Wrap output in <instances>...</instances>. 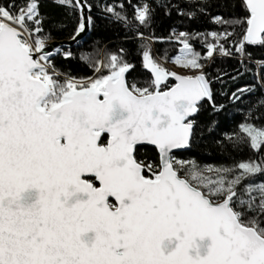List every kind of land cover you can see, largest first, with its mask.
Segmentation results:
<instances>
[{"label":"snow or ice","instance_id":"6c2138e0","mask_svg":"<svg viewBox=\"0 0 264 264\" xmlns=\"http://www.w3.org/2000/svg\"><path fill=\"white\" fill-rule=\"evenodd\" d=\"M52 2L74 21L70 38L80 46L94 26L93 5ZM187 2L192 7H177L180 14L208 15L207 0ZM128 3L131 18L124 0L102 12L136 34L124 39L139 40L135 54L151 74L143 86L126 78L134 65L125 49L82 50L92 75L64 72L56 57L76 54L70 45L52 49L50 41L67 25L46 27L41 0L0 3V264H264V97L213 142L225 160L243 145L257 159L182 158L197 140L202 103L223 110L205 72L217 55L237 59V75L251 72L264 89V62L249 52L264 49V0H232L237 11L211 16V31L173 29L167 42L182 45L171 58L179 70L164 66L167 52L154 58V33L139 31L151 27L158 8L170 14L172 5ZM255 90L237 89L232 99ZM146 145L156 154L151 160L140 158Z\"/></svg>","mask_w":264,"mask_h":264},{"label":"trees","instance_id":"16d2710c","mask_svg":"<svg viewBox=\"0 0 264 264\" xmlns=\"http://www.w3.org/2000/svg\"><path fill=\"white\" fill-rule=\"evenodd\" d=\"M4 0H0L3 3ZM22 0H17V3ZM93 5L92 16L94 19V26L90 30V35L85 42L80 43V46H75L70 50L76 54L75 58L64 59L63 54L55 59L57 67L64 72H70L77 78L92 75L91 68L88 67V61H81L79 53L83 50L92 55H95L94 49H103L106 52H118L119 49H125V59L134 65L127 73V80L135 82L137 86H143L145 81L150 77V72L142 67V54H135L139 40H125L124 37H134L136 34L125 30L118 23L111 22L105 18L106 14L102 12V7L105 4H112L118 0H88ZM171 7L170 14L163 8H158L154 13L152 24L150 28L140 27L139 31L145 36L154 33L155 38H159L160 42L155 40L151 43V51L154 58H161L167 52L168 61L171 63V58L177 53L180 45L176 43L167 42L168 37L173 34V29L176 33L181 31L188 33H204L217 29V25L210 20L211 16L220 14L228 17L234 14L237 10L234 8L232 0H207L208 15L197 14L194 18L187 15H182L177 11L178 8L190 10V5L187 0H167ZM202 2V0H197ZM137 3V0H132V4ZM99 5L100 7H97ZM124 6L127 10L129 18L132 17V6L128 0H124ZM41 11L48 17L46 27L53 21H63L67 27L61 30H54L51 41H64L71 39V33L74 26V21H70L65 14L63 8L57 7L52 0H41ZM210 39V38H209ZM98 41V43H96ZM195 47V50L205 53L206 49L202 47L201 41L193 38L190 40ZM82 46V47H81ZM106 46V47H105ZM69 50V49H67ZM64 50V51H67ZM141 49V53H142ZM249 52L252 54L254 60L264 62V49L250 46ZM98 59L102 57H97ZM250 68L254 65L250 64ZM240 64L237 59L229 57H217L215 60L205 68V72L211 79V87L213 89L214 100L217 105H223L222 111H215L210 102L202 103L200 112L194 119L197 121L198 137L192 148L183 153L182 158L195 157L201 163H233L240 160L257 159L258 154L251 150L247 145H243L242 151L237 150L232 152L234 160H225L224 157L218 155L220 151L218 145L213 142L221 137L224 132H231L236 128V125L244 118L246 110L257 101L258 97H264V89H260L256 84V79L251 72L243 75H237V70ZM237 76L234 80L232 77ZM172 84L171 81H169ZM249 85H256V90L252 93L242 96L239 100L233 101L232 93L237 89L246 88ZM258 115L264 119V108H261ZM216 121L215 131L209 132L208 126L211 122ZM257 124L260 120L255 121ZM202 133V135H199ZM155 153L150 148H142L140 158L144 160H151L155 157ZM260 179H264L261 177Z\"/></svg>","mask_w":264,"mask_h":264},{"label":"water","instance_id":"95a60500","mask_svg":"<svg viewBox=\"0 0 264 264\" xmlns=\"http://www.w3.org/2000/svg\"><path fill=\"white\" fill-rule=\"evenodd\" d=\"M89 35H90V31H88V33L86 34V35H84L83 36V39L82 40H80V43H82V42H85L86 40H87V38L89 37ZM79 39V38H78ZM50 45H51V48L52 49H54L55 47H58V46H67V45H70L71 46V48H73V47H75V46H78V44H77V42L76 41H73V40H71V39H66V40H64V41H56V40H54V41H50ZM70 48V49H71ZM68 48H64V50H67ZM126 76H127V74H126ZM169 81H171L172 83H174V81H172V80H169ZM205 102V101H204ZM203 102V103H204ZM195 118V117H194ZM142 148H150V149H152L153 148V146H150V145H146V146H144V147H142ZM141 148V149H142ZM186 151H188V150H186Z\"/></svg>","mask_w":264,"mask_h":264},{"label":"rangeland","instance_id":"374dc122","mask_svg":"<svg viewBox=\"0 0 264 264\" xmlns=\"http://www.w3.org/2000/svg\"><path fill=\"white\" fill-rule=\"evenodd\" d=\"M164 66L169 68V69H171V70H179L177 68V66L175 64H173L172 62L171 63H166Z\"/></svg>","mask_w":264,"mask_h":264},{"label":"built area","instance_id":"2783aa9c","mask_svg":"<svg viewBox=\"0 0 264 264\" xmlns=\"http://www.w3.org/2000/svg\"><path fill=\"white\" fill-rule=\"evenodd\" d=\"M180 47H182V45H181ZM180 47H179V48H180ZM179 48H178V50H177V55L180 54V53H179Z\"/></svg>","mask_w":264,"mask_h":264}]
</instances>
